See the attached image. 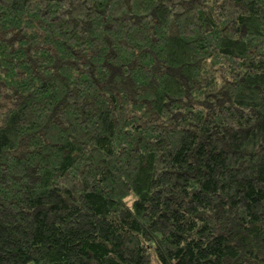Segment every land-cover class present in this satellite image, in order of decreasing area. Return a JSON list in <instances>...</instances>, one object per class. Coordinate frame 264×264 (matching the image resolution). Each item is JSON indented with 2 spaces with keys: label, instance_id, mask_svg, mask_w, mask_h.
<instances>
[{
  "label": "trees",
  "instance_id": "obj_1",
  "mask_svg": "<svg viewBox=\"0 0 264 264\" xmlns=\"http://www.w3.org/2000/svg\"><path fill=\"white\" fill-rule=\"evenodd\" d=\"M0 264H264V0H0Z\"/></svg>",
  "mask_w": 264,
  "mask_h": 264
}]
</instances>
